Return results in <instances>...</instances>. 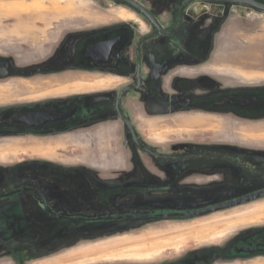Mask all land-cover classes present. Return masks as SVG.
Segmentation results:
<instances>
[{"label":"rangeland","instance_id":"obj_1","mask_svg":"<svg viewBox=\"0 0 264 264\" xmlns=\"http://www.w3.org/2000/svg\"><path fill=\"white\" fill-rule=\"evenodd\" d=\"M135 1L168 28L178 21V11L185 0ZM255 1L264 4V0ZM141 21L136 11L118 0H0V108L38 103L49 97L104 93L114 87L117 90L118 81L113 78L95 76L88 80L83 75L74 78L73 74L72 77L64 74L63 78L58 72L65 70L56 68L71 60L84 35L126 25L134 27L140 37L149 30ZM184 29L183 34L195 43L209 39L207 56L211 59L218 54V60L223 59L220 56L223 53L222 64L211 75L214 79L236 86H264V13L246 6L198 1L189 11ZM170 121H147L140 125V132L165 153L176 151L173 146L184 142L210 145L239 142L244 151L264 153V118L241 121L229 116L188 114ZM162 122L166 127H161ZM168 140H174L170 147ZM123 151L129 158L125 168L108 169L117 165V161L108 162L100 149H91L80 139L67 138L48 144L5 141L0 143V193L30 185L27 175L37 173L45 181L36 185L49 194L57 210L65 209L58 194L67 188L68 181L53 179L49 173L92 166L96 167L92 168L94 171L107 169L100 171L102 175H129L125 180L100 177L101 183L131 189L147 184L143 186L149 190L156 188L160 183L157 178L163 174L165 182L172 177L177 179V191L171 192L174 196L132 192L118 199L126 200L124 209L119 208L121 211L66 213L161 215L204 209L264 187L263 177L236 174L230 169L223 170L227 179L223 182V174H216L209 167L161 171L157 162L163 166L170 162L151 160L128 143ZM39 157L57 165L52 164L45 171L42 166L30 163V159ZM145 170L148 175L143 180L139 173ZM261 170L264 172V165ZM258 230H264V198L193 219L158 218L127 224H60L28 200L0 199V264H235L237 261L230 262L235 256L230 255L236 238ZM155 238L164 239L165 249L150 258L97 259L99 254L128 250L131 244ZM205 254H212L205 259L208 262L204 261ZM254 264H264V260Z\"/></svg>","mask_w":264,"mask_h":264},{"label":"flooded vegetation","instance_id":"obj_2","mask_svg":"<svg viewBox=\"0 0 264 264\" xmlns=\"http://www.w3.org/2000/svg\"><path fill=\"white\" fill-rule=\"evenodd\" d=\"M186 1L179 8L178 21L168 28H164L155 14L141 4L157 21L160 28L167 33L174 31L171 35L161 34L149 19L128 5L142 17V24L149 28L145 34L138 37L134 27L117 25L84 35L78 42L71 60L65 65L57 66V70H65L58 74L62 76L71 74L74 78L83 75V78L85 76L88 80L95 76L110 77L118 81L116 85L118 89L114 87L110 92L104 93L49 97L38 103L28 102L0 108V143L12 140L48 144L74 138L83 140L89 146H96L99 137L114 132L117 147L122 153L120 160L125 164L128 163L129 158L123 150L128 143L139 153L151 157V160L170 162L169 165L163 166L164 164L161 165L156 161L157 168L161 171L201 166L212 168L216 174H223L222 182L227 181L223 171L226 169L235 171L236 174L264 178V172L261 170L264 165L262 159L264 153L244 151L239 142L223 145L184 142L173 146L176 151L171 152L172 154L165 155L148 141L149 136L144 137L140 132V125L147 120L162 118L171 122L170 120L178 115L202 113L217 117L229 116L241 121L264 118V86H236L230 82L224 83L214 79L208 74L195 76L194 68L206 63L208 57L206 52H209L210 42L207 38L204 42L195 43L182 31L185 30L187 16L194 3L208 0H196L191 3L184 10L183 20L180 23L181 9ZM131 129L134 130L143 147L173 159H157L141 150L133 141ZM30 163L37 164V167L42 166L45 171L46 168H51L52 164L57 165L45 157L30 159ZM90 167L91 169L78 167L54 174L49 173V176L54 177L53 179L68 181L67 188L62 189L63 192L58 194L65 209L56 210L49 199V194L36 185L37 182L45 181L44 177H38L37 173L32 176L27 175L26 179L31 183L30 185L0 193H14L12 196L0 199L28 200L31 205L41 208L60 224H127L149 219L156 220L165 214L146 215V219L139 220H113L108 218L132 214L76 216L66 213L111 212L118 211L119 208L123 210L126 200L118 199L128 196L129 193L142 192V195L164 193L163 195L174 196L171 192L177 191L178 188L175 177H172L170 182H165L166 176L163 174L157 178L160 183L153 190L143 186L147 184L134 189L125 187L126 185L111 187L101 183L100 177L125 180L129 175L125 173L102 175L100 171L104 169L97 168V171H94L96 167ZM43 175L48 174L43 173ZM139 175L143 180L146 178L145 173L141 172ZM253 192L255 191L243 196ZM234 244L230 256L235 257L230 262L254 264L264 260L258 258L259 255L264 256V230L246 233L236 238ZM211 257L212 254H205L204 261L208 262L205 259Z\"/></svg>","mask_w":264,"mask_h":264},{"label":"water","instance_id":"obj_3","mask_svg":"<svg viewBox=\"0 0 264 264\" xmlns=\"http://www.w3.org/2000/svg\"><path fill=\"white\" fill-rule=\"evenodd\" d=\"M119 1L130 6L131 8L135 9L137 12L141 13L144 17L149 19L153 23L154 27L157 28L161 34L171 35L174 32L173 31V32L167 33L162 28H160L157 21L150 15V13L145 9V7H143L141 4H139L135 0H119ZM194 1H196V0H187L185 2V4L183 5V7L181 9L180 23L183 20L184 10ZM208 1L218 3V4H225V5L246 6V7H249V8H252V9L257 10L259 12L264 13V4L259 3L255 0H208ZM131 133H132L134 143L144 152L152 155L153 157H155L157 159H163V160L173 159L169 156H164L160 153L153 152L150 149L143 147L140 144V142H139V140H138L133 129H131ZM13 194L14 193L0 194V198H6L9 196H12ZM261 198H264V189L257 190L255 192L249 194V195H246V196H243L240 198H236V199H232V200H229L225 203L216 204L214 206H210V207H207L204 209H199V210H195L192 212L165 214L162 216V218L165 220L170 219V218H183V219L198 218V217L206 216L209 214H213V213L229 210L232 208H236L239 206H243V205L255 202ZM146 218H147L146 215L132 214V215H124V216H114V217H110L108 219H113V220H139V219H146Z\"/></svg>","mask_w":264,"mask_h":264},{"label":"crops","instance_id":"obj_4","mask_svg":"<svg viewBox=\"0 0 264 264\" xmlns=\"http://www.w3.org/2000/svg\"><path fill=\"white\" fill-rule=\"evenodd\" d=\"M222 54L223 53H221L220 56H222L223 59H224V56ZM206 55H208V52H206ZM218 55H215L216 56L215 59H211V56L208 57L206 59V63L205 64L194 68L195 76L198 77V76L207 75V74L211 76L213 72L216 73L218 65H221L222 62H223V59L218 60L219 59V58H217ZM196 114H202V113H196ZM202 115H206V114H202ZM178 116H181V115H178ZM207 116H209V115H207ZM153 120H162V121H164V119H162V118H155V119H150V120H147V121H153ZM164 123L165 122L161 123V127H163V128L165 126ZM97 141H99V143H97L96 146H89L88 144H86V145L89 146L91 149H94V150L100 149V151L104 155V158H106L108 160V162H113V161H111V159L114 160V161L115 160L117 161L116 162L117 165H115L114 167L108 168V169H117V167L125 168L126 164L122 163V161L120 160V157L122 156L121 155L122 153H121V150L117 147V144H116L117 138H116V134L114 132L108 133V134H105L104 136L99 137V139ZM172 141H174V140H168L167 141V143H169V144H167V147L172 145V144H170V143H173ZM161 152L163 154H165V155L172 154L170 152L169 153H165L164 151H161ZM104 170H106V169H104ZM144 173L146 174V176L148 175V171L145 170Z\"/></svg>","mask_w":264,"mask_h":264},{"label":"bare ground","instance_id":"obj_5","mask_svg":"<svg viewBox=\"0 0 264 264\" xmlns=\"http://www.w3.org/2000/svg\"><path fill=\"white\" fill-rule=\"evenodd\" d=\"M164 240V239H163ZM162 238H155L149 240H141L136 244H131L127 248L128 250L120 249V251H112L108 254H99L97 259L102 257H111V258H150L156 253L163 252L165 249ZM167 240V239H166ZM165 242V241H164ZM170 245V244H169ZM168 245V246H169ZM168 249V248H167ZM165 251V250H164ZM96 256L93 255V257Z\"/></svg>","mask_w":264,"mask_h":264}]
</instances>
